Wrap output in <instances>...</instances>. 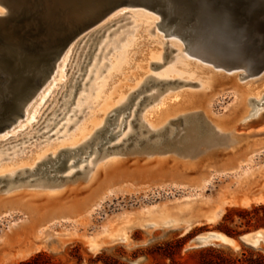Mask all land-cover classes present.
I'll return each mask as SVG.
<instances>
[{
    "label": "rangeland",
    "instance_id": "1",
    "mask_svg": "<svg viewBox=\"0 0 264 264\" xmlns=\"http://www.w3.org/2000/svg\"><path fill=\"white\" fill-rule=\"evenodd\" d=\"M123 11L127 12L123 13ZM115 13L118 15L110 19L104 28L107 33L114 29H122L123 26H132L134 25L132 23L136 21L133 42H131L133 45L130 49L132 60L135 59L131 62L132 64L141 57V54L146 53V48L157 44L154 38L155 34H158L163 42H167L165 47L175 41L170 36H164L165 32L158 25L156 26L159 30L154 28L151 35H148L149 37L145 35L144 30L149 28L147 22L158 18L152 10L142 6H121L115 10ZM137 15L142 18H138ZM132 16L140 21L134 18L132 20ZM101 33V31L98 32L94 41L91 40L94 43L90 46L92 50L87 46L89 49L87 47L85 49L89 54L81 55L80 60L79 57H76L79 43L75 44L74 56L71 57L70 65H67V79L64 83L57 80L60 74L59 67L56 75L54 77L52 75L54 81L58 82L56 89L58 92L60 91L57 92L56 97L62 91L65 94L61 95L63 97L77 89L74 93L76 97V93L82 85L86 84L87 66L97 51L95 46H98L105 34ZM111 34L109 38L113 37L115 32ZM92 38L93 36L89 39ZM177 43L184 47L183 42ZM106 49L108 50V47ZM163 52L165 55H163L162 61H154L156 66H149L148 71H151V74L162 71L164 65L173 60L179 51L173 47L169 50V55L165 49ZM113 54L112 51L108 53L107 59L109 57L112 59L115 55ZM181 54L194 65L217 70L211 62L202 60L187 51L181 52ZM144 61L148 65L151 59L147 57ZM83 64L84 66H82ZM134 68L135 66L131 70ZM116 71L108 87H111L114 81H119V77H122L119 71ZM222 72L225 77L221 82L205 94L199 107L192 108L200 112L185 114L177 118L176 121H172L173 124L169 122L167 126L170 127V132L168 129L154 134L145 131L124 141L121 143L122 145L112 148H108V145L116 140H112L109 144H102L99 156L120 151L125 154V157L99 168L94 178L89 182L83 180L85 178L83 172L76 173L70 178L60 176L58 179H48L45 174L37 172L32 174L34 178L32 182H30L32 175L19 178V175H22L21 172L15 180H0V264H19L40 252L46 254L55 264H230V261L240 264L237 259L242 260L244 252L246 254L257 251L264 253L263 244L250 245L243 242L233 246L226 244H213L197 248L190 246L191 239L202 231L220 230L224 232L222 227L228 226L237 230L236 234H230L237 238L243 232L262 227L249 228L242 224L241 222L244 220L240 219L237 211L250 209L254 205L264 203V197L257 199L258 196L264 195H257L259 192L264 193V126L256 129L245 127L236 129L235 124L244 122L246 118L243 114L248 111H250L251 117H255L258 109H262L264 112V99L260 101L253 98L250 92L244 94L240 92V86L251 80L257 85L256 87H261L264 84V76L244 78L239 74L244 72L243 70H222ZM77 74L79 76L81 74L83 78L78 77ZM93 75H91L92 78L87 79L90 80L87 87H89V83H92L95 76ZM133 77H135L134 74L124 79L132 80ZM76 79L80 83L76 84L77 87L74 85ZM150 80L149 78L146 84ZM123 84L120 83L119 87H122ZM48 85L49 83L45 84L42 89ZM181 85L184 84L177 81L165 83L162 91ZM244 87L245 89L250 88V86ZM155 88L159 90L161 84ZM155 88L153 89L155 90ZM153 89L144 94H150ZM40 92L28 106L37 100L44 91ZM243 95L249 98L247 102L244 101ZM75 97L73 96L71 103ZM61 100L62 98L59 102ZM185 101L187 105L191 103L189 98H186ZM259 104L262 108L259 107ZM55 109L47 110L50 113L45 120L60 112L59 109ZM67 109L70 108H65V110ZM142 109L140 108L138 115L142 113ZM161 109V106L158 107V105L152 108L155 111ZM30 111L31 109H28V112ZM47 111L46 113H48ZM86 112H88V108H80L74 115L78 114L81 118ZM62 116H64L63 113L56 117L48 134L47 132L40 133L46 131V128L43 127L45 122H42L33 126L31 134L24 132L17 137L3 141V138L8 134L2 135L6 132L13 133L10 132V129L17 125L16 122L4 130L5 132H0V152L2 151L3 155L9 154L7 157H11L14 155L13 151L16 150L17 155H22L30 153L35 149L34 147L45 145L51 141H59L63 138L59 136L65 130V127L62 126L64 121L57 127L55 126ZM77 116H73V119L79 118ZM208 118L212 119L213 123H217L216 128H220L224 134L237 133L243 137L242 140H245H241V144L238 143L240 146L229 141L220 145L205 144L192 156L182 155L181 153L188 151L202 139L218 135L217 129ZM24 119L21 117L18 121L24 122ZM116 121L115 118L113 123L116 124ZM221 121L229 122V124L221 128ZM177 124H182L186 129L181 132V135H177L175 130ZM95 144L96 140L91 146ZM235 146L237 147L235 148ZM87 150L88 147L81 148L78 152L66 151V158L63 160L66 164L62 163V167L54 172L64 175L70 157H78L81 161L82 157L87 154ZM151 151L157 152L152 155L146 154ZM161 151L169 152L158 153ZM51 164L54 167V163ZM59 171L64 172L60 173ZM27 174L29 173H24V175ZM43 180L57 181L56 184L64 185V187L56 193L48 194L45 189L39 188L40 184L37 183ZM29 182L30 184H27ZM11 185L14 186L10 187ZM8 190L11 191L7 193ZM254 195L257 196L251 199ZM247 199L250 201L244 202ZM218 205L222 206V215L214 222L206 221L204 215L208 211L212 212ZM226 214H230L233 220H224ZM165 218L192 219L194 222L191 225L188 224L189 226L178 221H170V224L163 225L162 219ZM149 219H152V223L149 222ZM122 224L128 226L124 234L120 237L110 236L108 232L115 231ZM91 239L94 240V244L91 243ZM90 245L94 246L95 250H92ZM21 249L30 250L29 257L15 262H3Z\"/></svg>",
    "mask_w": 264,
    "mask_h": 264
},
{
    "label": "bare ground",
    "instance_id": "2",
    "mask_svg": "<svg viewBox=\"0 0 264 264\" xmlns=\"http://www.w3.org/2000/svg\"><path fill=\"white\" fill-rule=\"evenodd\" d=\"M0 4H1L0 15H4L8 13L9 9L6 7L5 4L1 2V0H0ZM121 6H142V5L124 4ZM121 6L117 7L116 9L120 8ZM156 7H157L156 9H158L157 11L147 8L155 12L158 18L153 21L151 20V22L149 21L147 22V26H149V28L146 26L147 29L144 30L145 35L146 36L151 35L152 29L154 28H157V30H159L158 27L156 26L158 25L159 28L165 32L163 33L164 36H170V38L172 37V39L175 40L176 42L172 41V44L169 43L167 44L168 46L166 45L167 47H165V44L167 42L166 43L163 42L160 36L158 34L157 35L155 34L154 38L157 44L145 49L146 53L141 54V57L138 58L135 61V63H133L135 64L134 70H131L134 67V66L132 67L133 64L131 62L134 61L135 59L132 60V56L130 55L131 53L130 49H132L131 46L133 45V43L131 42H133L132 37H134L133 32L136 29V24H135L136 21L134 23L131 22L132 24H134L132 26L129 25H127L128 27L123 26L122 29H116V30L114 29L113 31H110L108 33L105 31L106 29H104L105 26L108 25L109 23L108 21L118 15L117 13H115L116 9L110 12L99 22L88 28L86 31H84L83 34L79 35L74 41L70 43V45L67 47L66 51L59 60L61 64L58 62L60 66L57 64L56 69L53 73V77H54V75H56V72H58V67H59L60 74L59 77H57V80L58 82L60 81V83H64L67 79L66 78L67 65L69 64V62H71V57L74 56L73 50L75 44L79 43L77 47L78 51L76 50L77 51L76 57L77 58L79 57L78 59L80 60L81 55L86 56L88 53L87 49L85 48L87 46H89L90 48L91 44H94L92 43L91 40H93L97 36L96 34H98V32L100 31L102 33H105L103 34L101 40L99 41L98 46H95L97 47L96 49L97 51L95 55L92 57V61H90L91 59L89 60L90 64L89 66H87L88 69L86 72V77L90 78L91 75L94 74L95 76L93 75L94 76L93 81L92 83H89V87H87L88 81H90L87 80L88 79L87 78L86 84L82 83L83 85L79 89L78 93H76V97L74 93L75 91H77V89L72 90L70 93H68L67 96H63V97L61 95H65V94L62 93L63 92L62 89L60 95L56 97V94L58 92L56 86L58 82L54 81V79L51 76V79H49L50 81L47 82L49 83L48 87H45L40 92L42 93L44 91L42 95H39L37 100H34L28 107H26L28 109H31V111L28 112V109H25V112L22 116L25 118L24 122L16 121L17 125L10 129V132L13 133L9 134V132L8 133L6 132L2 136L8 134L3 138V141H6L11 137L13 138L17 137L18 135L23 134L24 132L31 134L33 126L37 124H41L42 122L43 123L45 122V125L43 127L46 128V131L40 133L43 134L47 132L48 134V132L52 129L51 125L53 121L56 119L57 116L63 113L64 116H62L60 119L58 118L59 122L55 126L57 127L58 124L64 121L62 123V126L63 128L65 127L64 128L65 130L63 131L62 135L59 136L63 138L60 139L59 141L58 140L51 141L49 143H46L45 145L34 147L35 149L31 150V152L27 154L17 155V151L14 150L13 151L14 155L11 157H7L9 156V154L3 155L1 151L0 152L1 181L2 179L4 181L6 179L15 180L18 177L19 173L21 172L22 175H19L20 176L19 178H25L27 176L29 177V175L31 176L32 174L39 172L40 174H45V177L48 179L50 178L58 179L60 176L70 178L73 177L76 173L83 172L85 176L83 180L89 182L94 178L99 168L105 165L112 164L125 157V154H122L120 151L108 153L105 155L102 154L99 156L101 152L100 147L102 146V144H106V143L109 144L112 142V140L113 141L116 140L111 145L107 144L108 148L110 147L112 148L116 145H120L126 140L131 139V137H133L134 135H137L139 133H144L145 131L154 134L164 129H168L170 132L171 131L170 127L167 126L169 122L173 124L172 121H176L177 118H180L185 114L200 112L199 110L195 111L192 108L195 106L196 108L199 107L200 103H202L204 99L205 94L211 88L219 84L221 80L225 77V75L222 74L223 73L222 70H243L244 72H241L239 74L244 78H247L249 76H261V75L264 76V68L260 71H255L254 69H252V62H249L245 59L241 61L243 65H238V66H231L230 64H228L227 61H229V59L227 58L222 60L221 56L224 53L218 51L219 50L218 46L212 45L211 42H209L207 38H203L204 36L200 33L201 32L200 27L202 25V22L199 19L200 17L197 16L195 13L192 16V20H191L186 17L187 16L185 13L187 11L186 8L184 6L182 7L176 6V4L173 2H169V6L160 5ZM126 12L127 11H123V13ZM131 18L132 20L135 19L133 16ZM138 18H142V17L138 16ZM135 20L140 21V19H135ZM117 30L118 32L116 33ZM113 32H115V34L113 35V37L109 38V36L112 35L111 33ZM91 36H93V38L89 39ZM177 42H183L184 47L182 45H179ZM172 46L176 47V50L179 51L175 55L174 59L168 61V63L164 65V68L159 73L151 74L150 73L151 71H148L149 66L155 65L154 61H162L163 55H165L163 54L164 53L163 49H165L168 53L169 50L173 48ZM106 47H108V50L106 49ZM105 50L107 51L105 52ZM111 51L115 55L113 54L114 56L112 57V59L110 57L107 59L106 56ZM184 51H187L189 54L197 56L202 60L211 62L213 66L217 68V70L214 71L213 69H208L207 67L202 65L201 66L194 65L190 60H188L184 55L181 54V52ZM92 52L94 54V51ZM101 53L102 56H100ZM169 54L170 53H168V55ZM147 57L151 59L148 65L144 61L147 59ZM105 60L106 62H104ZM82 66H84V64ZM115 70H117L116 72L119 71V74L122 75V77L121 78L119 77V81L118 80L114 81L113 85L111 87H108L109 82H111L112 80ZM69 71H71V69H69ZM133 74L135 75V77H133L132 80L124 79L125 77L127 78L128 76L131 77ZM78 77H82L81 74L80 76L78 75ZM149 78L151 80L146 84V81ZM176 81L184 85H181L182 87L180 86L177 88H168L164 91H161V88L164 87L165 83H169V82L171 83ZM74 83L76 87H77L76 84H80L77 82V79ZM120 83L121 84L124 83L122 87H119ZM159 84H161V88L158 90L155 87ZM246 84L240 86L241 89L240 92H242V94L246 92H250L253 98L255 97L260 101L264 99V84L261 87H256L257 85H255L254 81L252 80L247 81ZM146 86H150V87L147 88ZM244 86H250V88L245 89ZM65 87L68 89L66 85ZM143 87L147 88L146 92L149 90L151 91V89L153 88H155V90L153 89V91L150 94H144L145 91L144 92L140 91ZM55 90L56 93H54ZM73 96L75 97V100L71 103V101L73 100ZM60 98H62V100L59 102ZM132 98H133V102L129 106L124 108L123 106L128 104ZM186 98H189L191 100V103L189 105L185 103ZM149 99H153V100L141 110L142 113L139 115L140 117L139 118L138 111L140 110V105L144 101H147ZM243 99L244 101L247 102L249 98H246L244 96ZM157 105L158 107L161 106L162 109L160 111L152 110V108H155ZM259 107L262 108L261 105ZM54 108L59 109L60 112L57 111L58 112L57 114L55 112L56 115H52V117H49L47 120H45L47 118L46 116L50 113V111L48 112L47 110L48 109L53 110ZM65 108H70V109L65 110ZM80 108H88V112H86V114H83L81 118L79 117L78 114L74 115L76 111L80 110ZM46 111L48 113H46ZM262 113H264L262 109L256 110L255 117L254 116L251 117L250 111L244 113L243 116H245L246 119L242 123L237 122L235 124L236 129H240L243 127L248 129L249 128L256 129L263 127L264 114L262 115ZM73 116L75 117L77 116L79 118L73 119L74 118ZM115 118L117 119L116 124L113 123V121H115ZM209 120L216 128L217 123H213L212 119ZM233 121L235 122V119ZM236 121H238V118H236ZM220 124H221L220 127L224 128L227 124H229V122L221 121ZM70 127L71 129H69ZM139 127H143V128L140 129ZM175 130L177 132V135L178 134L181 135V132H183L186 129L182 124H177ZM217 131H218V135L216 137H210V138L207 137V139L204 140L202 139L200 143H196L188 151L181 154L192 156L197 151H199L201 147H203V145L205 144L220 145L229 141L232 142L234 145L235 144L237 145L243 139V137H241L237 133L226 135L221 131L220 128H218ZM96 134H98L97 137H95ZM95 140H96V144L94 146H91ZM84 147H88V150H87V154L82 157L81 161L78 157L77 158L70 157L67 168L65 172L63 171L64 175H59L58 173L54 172L55 170L60 169V167H62V163H64L63 160L66 158V154H65L66 151H71V153L74 151L78 152L81 148ZM236 147L237 146H235V148ZM156 152L157 151H151V152H146V154L152 155ZM168 152L169 151H161L158 153L166 154ZM6 158L7 160H4ZM51 163H54V167ZM65 164L66 163H64V165ZM59 172L63 173L61 171ZM24 173H29V174L24 175ZM33 179L34 178L32 175V179L30 180V182H32ZM30 182L27 184H30ZM56 182L57 181L43 180L37 183L41 185V186L39 185V188L45 189L48 194H53L56 193L58 190H60L62 187H64V185H58L56 184ZM17 185H21V184H17ZM12 186L14 185H11L10 187ZM9 191L11 190H8L6 192L8 193ZM260 194H264V193L259 192L257 195ZM257 195H254L253 197H251V199H253ZM263 197L264 195H260L257 197V199H262ZM242 199L243 197L241 198V200ZM249 201H250L249 199L244 200V202L247 203ZM222 211H223L222 206L218 205L212 212L208 211L204 215V218L208 222H214L217 218H219L222 215ZM149 220L148 221L152 223L151 222L152 219ZM162 220H163L162 223L163 225H166V223H169L170 221L172 222L178 221L179 223L183 222L187 224V226H189L188 224L191 225L192 222H194L192 219L175 220L174 218H165ZM127 227L128 226L122 224L115 231H111V232L109 231L108 233L110 234V236L120 237L121 235L124 234ZM219 239L226 245H230V246L238 245V242L234 241L232 238H230L224 233H219ZM90 241H92L91 243L94 244L93 239H91ZM255 245H259V244H255ZM90 247L92 250H95L94 246L90 245ZM30 252L31 251L28 249L18 250L17 253L7 257L3 262H8V261L15 262L17 260L26 259L31 254Z\"/></svg>",
    "mask_w": 264,
    "mask_h": 264
},
{
    "label": "water",
    "instance_id": "3",
    "mask_svg": "<svg viewBox=\"0 0 264 264\" xmlns=\"http://www.w3.org/2000/svg\"><path fill=\"white\" fill-rule=\"evenodd\" d=\"M9 12L0 15V132L24 114L28 104L53 75L67 47L79 35L124 4L186 8L199 16L203 38L218 46L231 66L252 62L264 68V0H1ZM172 15V14H171ZM229 55V56H228ZM220 230L196 234L191 247L224 244ZM226 234V233H224ZM236 242L264 245V227L241 233Z\"/></svg>",
    "mask_w": 264,
    "mask_h": 264
},
{
    "label": "trees",
    "instance_id": "4",
    "mask_svg": "<svg viewBox=\"0 0 264 264\" xmlns=\"http://www.w3.org/2000/svg\"><path fill=\"white\" fill-rule=\"evenodd\" d=\"M239 213V217L242 224H245L247 227H264V203L259 205H254L250 209H241L237 211ZM233 220L230 217V214H226L224 220ZM223 231L227 234H236L237 230L231 229L228 226L222 227ZM244 258L240 261V264H264V253L261 251L257 252H249L246 254L245 252ZM236 261H230V264H235ZM19 264H55L46 254L40 252L37 255L31 257L30 259L24 260Z\"/></svg>",
    "mask_w": 264,
    "mask_h": 264
},
{
    "label": "flooded vegetation",
    "instance_id": "5",
    "mask_svg": "<svg viewBox=\"0 0 264 264\" xmlns=\"http://www.w3.org/2000/svg\"><path fill=\"white\" fill-rule=\"evenodd\" d=\"M154 79V78H153ZM147 88H149L150 86H146ZM146 87H143L140 91L141 92H146L147 88ZM163 90V88H161V91ZM134 98V97H133ZM133 98L130 100V102L128 104H126L125 106H123L124 108H126L127 106H129L132 102H133ZM153 99H149L147 101H144L141 105H140V108H144L147 104H149ZM122 107V108H123ZM139 117V115H138ZM140 118V117H139Z\"/></svg>",
    "mask_w": 264,
    "mask_h": 264
}]
</instances>
